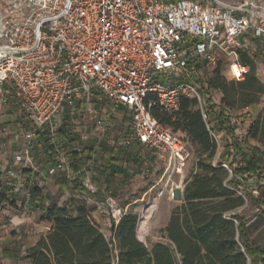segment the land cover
I'll return each mask as SVG.
<instances>
[{
	"label": "built area",
	"instance_id": "obj_1",
	"mask_svg": "<svg viewBox=\"0 0 264 264\" xmlns=\"http://www.w3.org/2000/svg\"><path fill=\"white\" fill-rule=\"evenodd\" d=\"M258 47H264V0H6L0 8V117L15 120L16 113L1 109L10 86L20 102L19 120L29 122L9 132L20 140L16 176L30 169L52 182L61 172L89 196L97 191L104 150L140 146L162 167L149 189L153 196L134 212L137 237L144 239L157 202L183 189L190 157L188 143L151 108L172 113L182 98L196 100L216 141L221 133L210 120L196 69L222 64L232 81H243L250 67L241 56L253 58ZM40 135L50 150L36 163L32 147ZM73 152L90 156L77 174L70 173ZM147 157L137 155L145 177L151 174ZM221 165L231 178L232 169ZM261 180L264 185V172ZM25 182L13 189L28 202ZM104 194L102 202L92 200L116 225L131 211L110 186ZM43 229L49 232L51 224Z\"/></svg>",
	"mask_w": 264,
	"mask_h": 264
},
{
	"label": "trees",
	"instance_id": "obj_2",
	"mask_svg": "<svg viewBox=\"0 0 264 264\" xmlns=\"http://www.w3.org/2000/svg\"><path fill=\"white\" fill-rule=\"evenodd\" d=\"M241 60L250 67L243 81H227L218 69L214 76L207 80L209 88L223 93L224 106H230L235 102L240 94L238 89L242 95L249 97L245 100V107L248 108L255 102V95L264 93V86L254 72L253 59L243 54ZM151 114L162 124L170 126L173 132H182L197 148L195 170L185 182L182 204L171 212L163 229L164 241H157L151 248L147 247L137 237L138 217L133 212L125 214L118 224H111L112 239H108L90 219V215L97 211L94 202L91 204L84 202L75 205L73 209L60 206L54 201L44 205L45 198L53 189L67 190L71 193L81 191L77 180L69 181L65 174L60 172L52 184L53 189L30 187L32 205L42 212L41 217L51 224V230L42 235L24 256L18 253L16 247H10L3 251V257L10 259L23 257L31 260L32 264H264V241L259 242L251 238V227L255 221L250 222L238 214L227 215V212L244 202L237 194L239 182L233 181L238 177L250 178L259 175L260 170L264 169V148L251 146L249 158L242 151L239 165L234 164L237 159L229 163L227 159L214 166L211 159L215 154L216 142L209 134L201 111L196 107V100L182 98L179 109L172 113L156 105L151 108ZM208 114L215 128L224 131L223 120L218 118V114L213 110H209ZM258 122L246 121V135L243 141L247 142L249 138L258 136ZM6 123L10 127L21 124L19 119ZM21 126L24 127L22 124ZM234 140L237 142V148L242 150L239 147V139ZM231 145V142L228 143L227 148H232ZM136 148L138 146L131 145L117 152L114 149L104 152L102 158L110 167L106 176L111 177L108 181L113 184L111 188L113 195H116L117 188L122 187L125 181L138 173L133 164L137 158ZM40 149L46 152L50 150L49 142L43 135L38 137L32 151ZM34 160L40 163L37 157ZM88 160L89 155L73 152L70 173L77 174ZM118 162L121 164L118 165ZM223 163L232 169L231 178L227 169L221 165ZM21 173L28 179L31 170L22 169ZM115 173L122 181L115 180ZM103 174L97 170L98 176ZM94 181L97 191L88 192L89 196L94 201L102 202L105 196L103 184L99 182L97 176L94 177ZM225 184L232 186L227 187ZM0 190H3L1 173ZM0 193V196H3L5 192ZM252 202L261 205L264 212L263 189L256 198H252Z\"/></svg>",
	"mask_w": 264,
	"mask_h": 264
},
{
	"label": "rangeland",
	"instance_id": "obj_3",
	"mask_svg": "<svg viewBox=\"0 0 264 264\" xmlns=\"http://www.w3.org/2000/svg\"><path fill=\"white\" fill-rule=\"evenodd\" d=\"M224 1L237 2L239 0H224ZM5 2L6 0H0V8L4 6ZM252 59L254 62L255 75L264 86V47L262 48L258 47V50L255 52V54H253ZM217 69L219 70L220 74L226 78L227 81H231L226 67L223 66L222 64H217L215 66L201 65L199 68L196 69V73H195L196 83L197 85H199L202 94L204 96L207 105V111L213 110L216 114H218V118L223 120L222 125L224 131L218 130L221 133V137H219L215 141L216 149H215V154L211 159V162L213 164V162L215 161L216 164H218L221 160L226 161L228 159L227 163H229L237 159V161H235L234 164L239 165L240 163H238V161H240V153L242 151L246 154L247 158H249L251 156V150H250L251 146H257L260 147L261 149L264 148V93H259L255 95L254 98L255 102L250 104V107L248 108L245 107V100H247L249 97L242 95L241 90L238 89L240 94L239 97L235 99V102L230 106H224L225 102L223 101V93L220 90L209 88L207 85V80L214 76L215 71ZM7 87H8V91L4 94L5 101L4 103L1 104V109H5L7 110V112L16 113L15 119H20L19 115H22L20 102L16 96L15 90L10 86ZM221 113L222 115H220ZM5 120H7V117H0V153L7 151L12 142L13 145H11L12 148L9 149L11 153L10 154L7 153L6 157L3 159L5 161H8V169H1L2 167L0 166V173H1V179L3 185V190H0V192L1 191L5 192L3 196L2 195L0 196V199H2L4 202L2 207H8L12 204V202H14L13 198L15 197V195H19L20 193H16L13 189V186L17 185L20 181H22V179H26L22 175L20 176V178L16 176L17 175L16 171H18L19 166H15L13 163V155L15 150H17L16 147L17 141H15L14 138L13 140L12 138H10L11 136L9 132H12L16 125L10 127L7 125ZM250 120L259 121L258 122L259 134L257 137L249 138L247 142H245L243 141V139L244 136L246 135L245 134L246 126H247L246 121H250ZM20 122L24 126L23 129L28 128L29 122L27 120ZM225 132H227V134ZM174 133H176L181 139L185 140L188 143V147L190 151V157L188 159L187 166L185 169V178H184V185H185V182L189 179L190 175L195 170L197 148L196 146L191 144V142L182 132H174ZM236 138L239 139L238 142L240 145L239 147L242 150L237 148L236 146L237 142L234 140ZM230 142L232 143L231 145L232 148L228 149L227 144ZM135 153L136 155L144 154V156H148L147 158L149 162H151V164L149 165L151 174L148 177L141 176V174L139 173L140 170H138V173L132 175L127 181H125L122 187L117 188L115 195L118 204L123 207L128 205V211H131L133 213L138 211L143 206V204L150 197L153 196L154 191H149V189L152 184V181L160 175L162 168L161 164L154 162L152 157H150L149 154L146 152V150H143L142 147L138 146V148L135 149ZM138 161L139 159L136 158L133 161V164L137 165ZM3 162L4 161H0V164L2 165ZM263 172L264 169L260 170L259 175L257 174L250 178L238 177L237 180L233 181L234 183L239 182L237 188V194L243 198L244 202L241 206L235 208L230 212H227V215L238 214L248 219L250 222L255 221L254 225L251 227V238L259 242L264 241V212L261 205H255L252 202V198H256L260 190L262 189L264 190V186L260 183L262 181L261 175ZM26 180L27 182H25L23 185L24 188H26L27 185L29 186V184L38 187H41L42 186L41 184H43L41 180L36 179L34 177H32V179H26ZM227 186L231 187L232 185L227 184ZM147 191L149 192L144 197ZM182 192L183 189L181 190V193ZM18 200H19V204H21L22 201L20 212H22L25 216H29L33 218V220L36 223H38L40 219V217H38V210L34 208L32 202H30L31 200H28V202H26V198L24 199L20 197H18ZM50 201H54L60 206H67L68 208H72V209L75 205H81L84 202H88L91 204L93 202V200L88 196L86 192L80 191L76 193H71L67 190H63V191L55 190L54 193L50 192L44 203L47 204ZM182 202H183V194L181 199H178L177 197L170 198L168 195H165L157 202L156 210L153 216L151 217L150 221L148 222L147 234L145 238L142 239V241L147 245V247L151 248L152 244H154L157 241H164L163 229L165 228L168 222L171 212L176 207L180 206ZM23 206L25 207L23 208ZM89 207L92 208V206L90 205ZM100 208L101 211L98 209L99 210L98 216L94 218L90 215V219L95 225H97L100 228V230L103 232L106 238L112 239V231H111L112 223L109 218V214L104 206H101ZM0 222L4 223L5 225L9 224L7 217H5L4 215L3 218L0 219ZM19 242L21 247L26 246L24 240ZM15 246L16 245H13L12 248H15ZM28 249H29L28 247H25L24 250L23 249L22 250L16 249V250L21 256H24ZM22 252H25V254H22ZM19 259L21 260L25 258L21 257Z\"/></svg>",
	"mask_w": 264,
	"mask_h": 264
},
{
	"label": "crops",
	"instance_id": "obj_4",
	"mask_svg": "<svg viewBox=\"0 0 264 264\" xmlns=\"http://www.w3.org/2000/svg\"><path fill=\"white\" fill-rule=\"evenodd\" d=\"M5 121L7 122L8 120H5ZM10 136H11L10 138H12V140L14 138L15 141H17L16 142V147H17L18 144L20 143V140L15 138L11 134H10ZM11 145H13V142L10 144L9 149L12 148ZM9 149L7 151H4L3 153H0V161H4L2 163V165L0 164V166L2 167L1 169H8V161H5L3 159L6 157L7 153L8 154L11 153V151ZM105 151L106 150H104V152ZM114 151L117 152V150H114ZM43 152H44L43 149L34 151L35 158L37 157V159L40 161V163L43 162ZM104 152H103V155H104ZM84 155H89V153H85ZM103 155H102V157H103ZM36 163H38V162H36ZM120 164H121V162H118V165H120ZM141 165H142L141 162L138 161V164L134 165V167L136 169L140 170ZM109 168H110L109 165H107L102 158L99 171H102L105 175L103 174V175L98 176V180L100 183L103 184V189L105 186H111L112 187V185H113L111 182L108 181V179H111V177L106 176L110 170ZM22 176L25 177V175H23V174H22ZM32 177L42 181L43 184H41L42 186L39 188L48 187L50 189L52 187V189H53V186H52L53 181L50 182V181L44 180L42 176H39L36 173H32V171H31L30 178H28V179H32ZM114 177H115L116 181L121 180V178L119 177V175L117 173H115ZM30 185L31 184H29V186L27 185L29 192H30V187L33 186V185L30 186ZM55 190L56 189H53L52 193H54ZM18 197L25 199L26 195L23 192L19 195H15V197L13 198L14 202H12V204L8 207H2L4 202L2 199H0V219H2L3 215H4L5 217H7V220L9 222L8 225H5L4 223L0 222V264H32L31 260L26 259V258L21 259V260L20 259L5 258V257H3L2 253L4 250L9 249L13 245H16L15 246L16 249H19V250H22V249L24 250L25 247L31 248V247L35 246L37 241L39 240V238L42 235H44L43 227L47 222L42 219V217H41L42 212L40 210L36 209V210H38V217H40L38 223H36L33 220V218H31L29 216H25L22 212H20V208L22 206V201H21V204H19ZM46 198H45V200H46ZM30 200H31V197H30ZM43 204L47 205L48 203L47 204L43 203ZM24 207L25 206H23V208ZM98 213H99V210L97 208V211L93 212L91 214V216L96 218V216H98ZM22 240H24V242L26 244L25 247L20 246L19 241H22ZM22 254H25V252H22Z\"/></svg>",
	"mask_w": 264,
	"mask_h": 264
},
{
	"label": "water",
	"instance_id": "obj_5",
	"mask_svg": "<svg viewBox=\"0 0 264 264\" xmlns=\"http://www.w3.org/2000/svg\"><path fill=\"white\" fill-rule=\"evenodd\" d=\"M176 197H177L178 199H181V197H182V193H181V191H177V192H176Z\"/></svg>",
	"mask_w": 264,
	"mask_h": 264
}]
</instances>
